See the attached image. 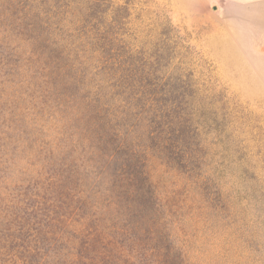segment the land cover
Segmentation results:
<instances>
[{"label":"trees","instance_id":"trees-1","mask_svg":"<svg viewBox=\"0 0 264 264\" xmlns=\"http://www.w3.org/2000/svg\"><path fill=\"white\" fill-rule=\"evenodd\" d=\"M114 1L0 0V264H191L148 168L192 173L209 97Z\"/></svg>","mask_w":264,"mask_h":264},{"label":"rangeland","instance_id":"rangeland-1","mask_svg":"<svg viewBox=\"0 0 264 264\" xmlns=\"http://www.w3.org/2000/svg\"><path fill=\"white\" fill-rule=\"evenodd\" d=\"M125 2L132 43L185 62L209 97L192 173L148 168L158 197L182 208L191 264H264V0L114 4Z\"/></svg>","mask_w":264,"mask_h":264}]
</instances>
